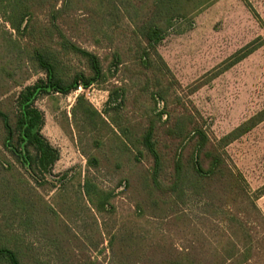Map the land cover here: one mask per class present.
Listing matches in <instances>:
<instances>
[{
	"label": "rangeland",
	"instance_id": "1",
	"mask_svg": "<svg viewBox=\"0 0 264 264\" xmlns=\"http://www.w3.org/2000/svg\"><path fill=\"white\" fill-rule=\"evenodd\" d=\"M140 1L0 0V244L25 264H264V0H188L157 46L169 71L156 57L159 70L141 67L134 21L151 1ZM52 53L65 85L91 75L89 56L102 77L68 93L46 88L37 57ZM157 76L169 109L197 113L216 139L251 120L224 149L242 189L214 183L180 198L167 184L147 186L151 158L127 150L110 119L146 123L161 111L151 98ZM35 85L46 91L23 102ZM115 87L126 92L119 116L108 102ZM80 95L109 125L94 132L74 113ZM32 109L59 152L54 164L16 150L1 118L15 124Z\"/></svg>",
	"mask_w": 264,
	"mask_h": 264
},
{
	"label": "trees",
	"instance_id": "2",
	"mask_svg": "<svg viewBox=\"0 0 264 264\" xmlns=\"http://www.w3.org/2000/svg\"><path fill=\"white\" fill-rule=\"evenodd\" d=\"M105 1L108 3V7L112 9L120 8L119 4L121 1L123 2V0ZM149 1L151 3L142 5V9L138 7V10L140 9L139 11L144 12V14L142 13L138 21H134L137 35L141 38V43L144 44L138 45L140 54L138 58L142 60L141 67L144 70L160 69L154 59L156 57L163 62L165 70L169 71L157 50V46L165 38L171 22L175 18L187 14L186 3L188 0H141L140 2L146 4ZM26 16L23 14L22 18L24 19ZM37 58L40 66L46 70L49 76V82L45 87L56 92L68 93L70 90L76 89L79 82L87 88L102 77L100 60L89 56L91 75L83 74L80 79L65 85L58 75V61L53 53L52 59L43 54L38 55ZM162 80L160 76L155 77L154 88L156 90L153 89L151 92V98L155 106L159 102L163 103V109L158 112L154 110L152 114L146 115V123L122 124L118 122V118L110 119V123L118 129L115 130L110 126L111 131L115 133L117 139L127 150L136 152V155L145 152L151 158L152 167L151 172L147 174L149 175V181H146L147 186L155 190L167 184L168 190L180 198L186 194L187 190L202 193L205 186L210 187L214 183L227 184L242 189V175L230 164L224 149L251 129L252 125H249L251 120L222 138L216 139L204 129L197 113L188 108L184 110L169 109L167 91L166 89L164 91L161 85ZM149 88V84L144 86L146 90ZM40 90L46 91L41 85L28 87L25 92L20 94L23 102L28 101L32 93ZM109 92L108 102L113 104L111 108L119 116L125 103V89L115 87ZM78 108H80L82 120L91 126L94 132L109 125L108 121L102 117L101 113L93 107L84 95L77 98L74 113H77ZM33 112H35L34 109L28 110L26 113L16 114L15 124L6 114L2 115L1 118L8 135L13 138L12 145L16 150L24 149L30 156L32 150H35V160L39 159L40 162L54 164L59 159V152L41 135L37 128L40 116L36 114L32 117ZM32 168L36 171L34 167ZM168 170L170 171L169 174ZM94 187L95 185L90 180L86 181L85 188L88 195L95 192L93 191ZM257 194V196H262L264 187ZM20 254L17 247L0 244V264H25Z\"/></svg>",
	"mask_w": 264,
	"mask_h": 264
}]
</instances>
